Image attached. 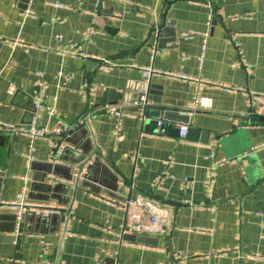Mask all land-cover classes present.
<instances>
[{"label": "crops", "instance_id": "crops-1", "mask_svg": "<svg viewBox=\"0 0 264 264\" xmlns=\"http://www.w3.org/2000/svg\"><path fill=\"white\" fill-rule=\"evenodd\" d=\"M67 45L82 56L58 49ZM146 67L194 79L147 81ZM217 85L260 94L252 103L264 110V0H0V122L67 123L74 143L53 136L62 148H98L110 168L95 169L101 189L75 190V165L57 160L50 141L31 151L27 136L0 133V200L25 191L31 204L61 208L24 212L19 232L16 211L1 209L0 264H264V114H251L248 92ZM198 94L212 110H158L155 126L131 110L137 95L191 110ZM106 105L128 113L116 135ZM182 125L196 131L184 141ZM108 198L140 199L157 229L123 234L127 211Z\"/></svg>", "mask_w": 264, "mask_h": 264}, {"label": "built area", "instance_id": "built-area-1", "mask_svg": "<svg viewBox=\"0 0 264 264\" xmlns=\"http://www.w3.org/2000/svg\"><path fill=\"white\" fill-rule=\"evenodd\" d=\"M95 32V27L91 26L87 29V31L84 33V38L89 39L91 34ZM187 37L189 35H186ZM59 40H63L62 35H58ZM64 55H71L74 57L77 56H82V53H80L77 49L76 45H67L64 47H59L58 48ZM103 67L105 69H109V64L108 61L103 59ZM143 77L145 80L149 81L152 76L157 75V74H162L170 77H177L183 80H193V77H190L186 74H177L172 71H162L159 69L151 68V67H146L142 69ZM41 77L43 76V73H38ZM60 76H64L63 73H60ZM66 80L70 79V76L65 75L64 76ZM39 90L36 91L37 95H41L42 92H44L47 88V84L42 81L39 85ZM218 87H224L228 89L229 91H246L249 93V96L251 97V100H249V105L251 106L252 115H263L264 110L262 107L260 108H254L253 103H252V97L257 96L260 94H257L256 92L253 91H247V89L243 87H238V86H230V85H217ZM97 87H93V91H96ZM93 93V92H92ZM264 96V95H263ZM142 99L146 101V97L142 96ZM36 107L39 110L41 108L40 103L36 102ZM213 107V102L211 99L207 97H203L200 94H198L193 101L190 104V109H191V114H193L196 111L199 110H212ZM100 110H104L106 112H109L115 116L118 117L119 122L117 124V129L115 131V135L118 134V127L121 125L122 118L124 115H127L125 111L121 107L118 106H112V105H106L103 106ZM51 113H54L53 110H51ZM37 118L39 117V114H37ZM37 118H35L33 124L30 127H17L9 123H4L0 122V133L3 132H16L20 133L22 135L27 136L30 139V148L31 151L34 150V141L37 139H45L50 141V144L53 149H57V151L60 153L61 148H62V140H57L56 138H53V136H65L67 137L71 127L67 123H59L58 126L54 128H50L49 126H40L37 124ZM189 130V127L187 125H182L180 127V135L182 138V141H184L185 136L187 135ZM264 146V145H263ZM27 158L29 162L33 161V155L31 152L28 153ZM225 162H227L226 159H220L217 161V165H223ZM212 175L211 178L207 181V187L208 189L211 188L212 186ZM108 202H112L115 204H118L120 207H123L127 211V220L126 224L123 228V234H131L133 231L141 230L140 228L143 227V225H147L146 228L149 231H154L157 229L158 224H159V218L157 215L154 214H148L143 203L141 202L140 199H130L126 203H122L117 200H111L107 199ZM3 208H9V209H14L16 211V216H17V232L20 231L21 229V218L24 212L26 211H34L37 213H43L46 215L58 212L61 208L55 206V205H43V204H31L27 201L26 199V194L25 191H22L15 200L12 201H7V200H0V210ZM146 221V223H144ZM254 258V256H252Z\"/></svg>", "mask_w": 264, "mask_h": 264}, {"label": "water", "instance_id": "water-1", "mask_svg": "<svg viewBox=\"0 0 264 264\" xmlns=\"http://www.w3.org/2000/svg\"><path fill=\"white\" fill-rule=\"evenodd\" d=\"M33 99V98H32ZM137 106L134 107L133 109H131L133 112H140L142 111V116H143V120L146 126H155L157 124L156 121H153L151 118L154 116H160V112L158 113L157 111H164L166 110H175V111H182L183 113H186L190 116L191 110L189 109H172L171 107H164V106H160V107H152L150 105L147 104V100L144 101L142 99V95H137L136 96V101ZM33 116L35 115L36 112V107L35 104L33 102ZM162 115V114H161ZM187 120V117H185L184 121L181 122H185ZM32 122V121H31ZM31 122L29 121V124L27 126H23V127H30L31 126ZM178 122V121H177ZM180 122V121H179ZM178 122V123H179ZM165 126V123H162V128ZM85 125L82 124V126H80L78 129L80 128H84ZM77 129V130H78ZM195 129L193 127L190 128V130H188V134L189 135H193L195 133ZM74 132L69 133L68 137H66L65 141L67 143H74L72 140V135ZM91 142V140L89 139L88 142ZM69 145H66L62 148L61 152L59 153L57 151V149H54V157H56L57 160L59 161H66L69 163H72L75 165V190H78L80 187L82 188H90L91 190H94L95 187L98 188H102L104 185L103 183H101L99 181V178L95 176V169L97 167H102L103 170H107L110 171L109 166L106 165L105 160L102 159V152L100 149H91L90 151L85 150L83 148H80L81 151H75L74 149H72ZM75 145V144H74ZM69 151H75V154L77 155L76 159L74 161H71L67 158V154ZM33 164V163H32ZM51 167H54L55 165H57V163L53 162V163H49ZM52 172V171H49ZM73 176V178H74ZM72 178V180H73ZM117 187L115 189H113L112 193H109L111 196L115 197V199L117 197H119V195L116 193L119 189V185L117 182ZM38 217H41V215L39 214Z\"/></svg>", "mask_w": 264, "mask_h": 264}]
</instances>
